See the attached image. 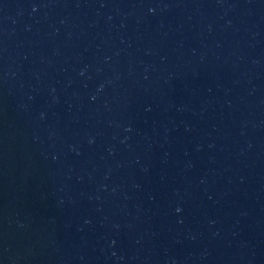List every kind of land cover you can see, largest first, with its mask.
Listing matches in <instances>:
<instances>
[{
  "label": "water",
  "instance_id": "obj_1",
  "mask_svg": "<svg viewBox=\"0 0 264 264\" xmlns=\"http://www.w3.org/2000/svg\"><path fill=\"white\" fill-rule=\"evenodd\" d=\"M0 264H264V0H0Z\"/></svg>",
  "mask_w": 264,
  "mask_h": 264
}]
</instances>
